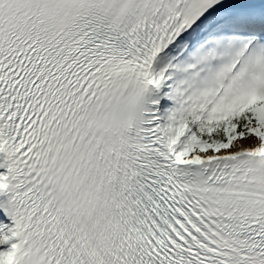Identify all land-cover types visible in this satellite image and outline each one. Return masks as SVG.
Wrapping results in <instances>:
<instances>
[{
	"label": "snow or ice",
	"instance_id": "6c2138e0",
	"mask_svg": "<svg viewBox=\"0 0 264 264\" xmlns=\"http://www.w3.org/2000/svg\"><path fill=\"white\" fill-rule=\"evenodd\" d=\"M0 264H264V0H0Z\"/></svg>",
	"mask_w": 264,
	"mask_h": 264
}]
</instances>
